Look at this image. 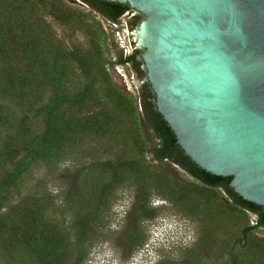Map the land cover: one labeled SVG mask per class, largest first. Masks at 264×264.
I'll list each match as a JSON object with an SVG mask.
<instances>
[{
	"label": "trees",
	"instance_id": "16d2710c",
	"mask_svg": "<svg viewBox=\"0 0 264 264\" xmlns=\"http://www.w3.org/2000/svg\"><path fill=\"white\" fill-rule=\"evenodd\" d=\"M79 1L0 0V262L86 264L117 195L131 192L129 257L159 198L195 228L173 264H264V208L185 154L145 81L143 50L124 57L101 21L131 8ZM127 20L137 29L143 16ZM118 66L136 75V92L117 83ZM69 161L62 200L26 188L32 171Z\"/></svg>",
	"mask_w": 264,
	"mask_h": 264
},
{
	"label": "water",
	"instance_id": "95a60500",
	"mask_svg": "<svg viewBox=\"0 0 264 264\" xmlns=\"http://www.w3.org/2000/svg\"><path fill=\"white\" fill-rule=\"evenodd\" d=\"M105 1L143 16L145 81L185 154L264 208V0Z\"/></svg>",
	"mask_w": 264,
	"mask_h": 264
},
{
	"label": "rangeland",
	"instance_id": "374dc122",
	"mask_svg": "<svg viewBox=\"0 0 264 264\" xmlns=\"http://www.w3.org/2000/svg\"><path fill=\"white\" fill-rule=\"evenodd\" d=\"M101 21L104 26L108 25L105 20L101 19ZM56 28L62 35V29ZM112 72L117 83L124 90L136 92L134 85L140 86L134 73L121 68H115ZM126 73L130 75V79L126 80L120 76L121 74L126 76ZM74 167L75 163L69 161L63 164L57 173L47 168L34 170L29 174L25 186L59 196L62 200L67 186V178L62 174L66 169L69 172L74 170ZM117 198L106 222L107 229L102 234L104 237L92 247L86 264H173L184 247L193 246L196 240L194 226L176 215L169 205L161 206L162 202L159 198H154L152 206H158L160 212L155 220L144 224L146 244L129 257L124 235L125 229L129 226L128 219L135 209L136 200L134 201L131 192L119 193ZM189 236L192 239H189ZM211 252H214V247Z\"/></svg>",
	"mask_w": 264,
	"mask_h": 264
},
{
	"label": "built area",
	"instance_id": "2783aa9c",
	"mask_svg": "<svg viewBox=\"0 0 264 264\" xmlns=\"http://www.w3.org/2000/svg\"><path fill=\"white\" fill-rule=\"evenodd\" d=\"M135 14H129L127 13L122 19H120L117 22H108V26L111 28V31L115 37L117 46L119 48V50L121 51V53L123 54L124 57L130 56L131 54H133L134 50L136 48H139V44L138 41L136 40V30L137 29H132L130 28L129 24H128V20L127 17H132ZM121 68L122 70L124 69L123 67H116ZM120 75V74H119ZM121 77L125 78L126 80L130 77V75H128L126 73V76L121 74Z\"/></svg>",
	"mask_w": 264,
	"mask_h": 264
},
{
	"label": "snow or ice",
	"instance_id": "6c2138e0",
	"mask_svg": "<svg viewBox=\"0 0 264 264\" xmlns=\"http://www.w3.org/2000/svg\"><path fill=\"white\" fill-rule=\"evenodd\" d=\"M207 23H208L207 17H204V16H201L198 20H196L197 26L201 24H207Z\"/></svg>",
	"mask_w": 264,
	"mask_h": 264
},
{
	"label": "clouds",
	"instance_id": "9594fccd",
	"mask_svg": "<svg viewBox=\"0 0 264 264\" xmlns=\"http://www.w3.org/2000/svg\"><path fill=\"white\" fill-rule=\"evenodd\" d=\"M165 236L167 235V233L166 234H164ZM189 239H192V237L191 236H189Z\"/></svg>",
	"mask_w": 264,
	"mask_h": 264
}]
</instances>
